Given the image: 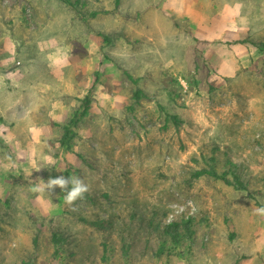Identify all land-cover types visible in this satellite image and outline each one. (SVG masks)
Segmentation results:
<instances>
[{
  "label": "rangeland",
  "instance_id": "1",
  "mask_svg": "<svg viewBox=\"0 0 264 264\" xmlns=\"http://www.w3.org/2000/svg\"><path fill=\"white\" fill-rule=\"evenodd\" d=\"M259 207L264 0H0V264H264Z\"/></svg>",
  "mask_w": 264,
  "mask_h": 264
},
{
  "label": "clouds",
  "instance_id": "2",
  "mask_svg": "<svg viewBox=\"0 0 264 264\" xmlns=\"http://www.w3.org/2000/svg\"><path fill=\"white\" fill-rule=\"evenodd\" d=\"M39 170L40 169H37V171ZM57 187L60 188L64 194V203L74 211L76 210V202L82 201L85 194L90 190L89 185L81 177L75 175L71 177L60 175L55 178H49L47 182L39 179L34 190L41 193L45 191L52 193ZM174 207H178L180 211L184 210V206ZM187 207L191 209L192 214L197 211V207L193 201H188ZM254 214L264 217V207L255 208Z\"/></svg>",
  "mask_w": 264,
  "mask_h": 264
},
{
  "label": "trees",
  "instance_id": "3",
  "mask_svg": "<svg viewBox=\"0 0 264 264\" xmlns=\"http://www.w3.org/2000/svg\"><path fill=\"white\" fill-rule=\"evenodd\" d=\"M89 101V99H88ZM88 105L86 104L85 108H87ZM85 112V111H84ZM84 114V113H83ZM230 164H235V163H232L230 161ZM236 167V165H234ZM202 174H209L213 177H216V178H219L221 180H223L226 184L228 185H234L235 184V181L234 179H231L229 178V176H227V172H223L222 174H220L215 166H212L210 169H201L199 171L196 172V176H200ZM239 176L237 177L236 181H239ZM189 220L188 221H184V222H177V221H173L171 223H168L166 226H165V233L170 235L172 238L174 239H178L179 236L181 235V232H179V228L181 225H183L186 229L189 230Z\"/></svg>",
  "mask_w": 264,
  "mask_h": 264
}]
</instances>
